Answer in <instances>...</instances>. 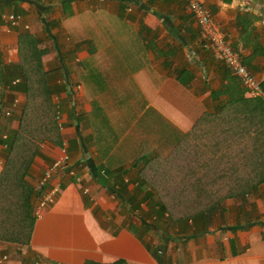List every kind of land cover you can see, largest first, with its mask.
<instances>
[{
	"label": "crops",
	"instance_id": "obj_1",
	"mask_svg": "<svg viewBox=\"0 0 264 264\" xmlns=\"http://www.w3.org/2000/svg\"><path fill=\"white\" fill-rule=\"evenodd\" d=\"M201 1L264 89V0ZM75 19L62 21L64 33L77 28ZM90 24L93 51L58 46L59 58L63 52L72 57L66 65L50 51L41 57L44 71L59 69L49 83L65 88L53 101L71 159L58 177L60 193L35 217L26 256L8 264H264V181L245 203L234 200L231 209L225 201L206 231L180 233L175 224L158 234L145 229L150 225L144 218L127 222L119 213L129 210L124 201L141 180L134 168L144 166L147 154L171 150L234 91L243 93L212 50L201 46L183 0H93ZM20 32L0 24V64L18 62ZM17 84L0 82V174L4 138L19 128L27 102ZM56 152L49 142L39 144L26 180L34 193L32 210L36 185ZM121 181L128 184L124 191Z\"/></svg>",
	"mask_w": 264,
	"mask_h": 264
},
{
	"label": "trees",
	"instance_id": "obj_2",
	"mask_svg": "<svg viewBox=\"0 0 264 264\" xmlns=\"http://www.w3.org/2000/svg\"><path fill=\"white\" fill-rule=\"evenodd\" d=\"M57 2L62 4L66 9L64 11L67 12L71 3L65 0ZM11 6V1L0 4V24L2 9ZM46 24L51 29L54 22ZM41 41L30 32L21 31L17 37L18 62L0 64V82L8 85L18 79L15 89L24 93L27 98L25 111L23 109L19 114V128L10 132L3 143L6 152L4 167L0 174V201L2 204L10 203V207L0 206V212L7 216L13 215L18 225L10 229L4 228L5 231L0 230V242L11 240L24 246L29 242L35 220L33 202L31 203L34 193L26 181L33 159L38 155L41 142L46 141L55 146L62 144V136L56 121V113L61 112V109L58 103L55 104L53 97L65 88L49 83L57 76L59 69L43 70L41 57L49 49L41 47ZM53 49L57 52L55 46ZM233 93L226 102L219 104L214 113L195 124L188 134L179 137L175 147H171L169 154L175 158L173 163L177 164L175 169L178 175H197L193 183H190L192 187L190 191L186 192L181 188L177 191V184L158 190L156 187L160 180L158 175L149 176L143 173L151 161L163 157L158 152L149 153L143 159L144 166L134 168L141 177L138 183L133 184L134 197L124 201L132 213L145 203L148 207L147 214L151 216L155 213L163 217L169 212V207L176 212L171 219L173 226L179 225L180 233L186 231L196 233L207 230L215 215L224 210L226 200L233 199L245 203L248 196L255 194L258 186L264 181V103L245 98L244 91L242 94L237 91ZM230 101L235 105L232 106ZM250 146L255 149V168L252 167L254 169L248 171V167L251 168V161L232 158L234 149L238 148L240 153L241 148ZM222 155L226 157L231 155V159L225 160ZM220 158L221 161H225L224 164L219 162ZM231 162H234L233 170L229 171L227 167L231 165L225 164ZM123 171L125 170L120 169L118 172L122 174ZM171 179L173 182L176 181L173 175ZM179 183L183 187V182ZM118 185L121 191H124L128 184L121 181ZM144 187L147 190L144 191ZM171 189L173 190L170 191ZM162 191L165 195L156 199ZM170 200H173L171 207L168 204ZM181 210H187L188 213L185 214ZM187 220L194 222L195 226L187 224ZM144 226L146 230L150 229L149 226Z\"/></svg>",
	"mask_w": 264,
	"mask_h": 264
},
{
	"label": "rangeland",
	"instance_id": "obj_3",
	"mask_svg": "<svg viewBox=\"0 0 264 264\" xmlns=\"http://www.w3.org/2000/svg\"><path fill=\"white\" fill-rule=\"evenodd\" d=\"M8 1V0H6ZM11 1L12 6L11 8L4 7L2 9L1 14V24H4L7 26V28L11 32L17 33V30L21 31H28L31 34L35 35L37 38H39L41 41V47L48 48L50 51V55L54 56L55 60H57L61 55L58 54V46L60 49H63V46H73L76 49H79L83 45L93 51V25L90 24L93 23V0H65L69 1L71 4L68 6L67 12H65V7L62 6L58 0H9ZM51 1V2H50ZM15 8V9H14ZM17 13V14H16ZM69 14L77 15V28L75 29H69L67 33H64V23L62 21L64 19H67V17H70ZM13 15L15 19L17 20L18 25L12 26L9 23H5V21L2 19L3 16H9ZM47 22H54L53 27L49 29ZM90 24L92 27H88L87 25ZM67 26L71 27V25ZM64 34V35H62ZM79 37L80 41H75ZM75 42V43H74ZM53 46H55V49L57 52H54ZM54 54V55H53ZM63 58H59L58 62L59 64L63 63L64 65L67 64V61L70 60L72 57L70 56L69 59H66L64 52ZM45 60H48L44 57ZM172 150V149H171ZM171 150L167 151H160V154H162V157L160 160L156 159L150 162V164L146 167L143 175H158V184H156V187L158 190L160 188H163L165 186H172L171 184H177L176 188L177 191L181 188L187 192V190L191 189V184L193 183V179L197 177V175L192 174H179L177 172V169L175 167L177 164L173 163L174 157L170 156L169 154ZM255 149L253 147H244L241 148V154L238 153V148L234 149L233 151V158L234 160L238 159L239 161H243L244 159H247L248 161H251V168L248 167V171L255 168ZM200 152V151H199ZM202 155V152H200ZM225 160L230 158L231 155L224 156ZM237 156V158H236ZM168 158L166 160V158ZM222 158V157H221ZM221 158L219 162L225 163L224 160L221 161ZM69 159L70 156H69ZM231 159V158H230ZM173 163V164H172ZM233 163H228L225 165H231V167H227L229 171L233 170ZM180 164V163H178ZM254 167V168H252ZM227 169V170H228ZM173 175V179H175L173 182L171 179V176ZM157 179V178H156ZM180 181H182L183 187H181L179 184ZM174 187V185H173ZM170 188V187H169ZM169 190V189H168ZM171 189L170 191H172ZM190 191V190H189ZM194 191V189H193ZM165 195V192L162 191L160 193V196H156V199L158 197H162ZM167 201V199H166ZM228 208L234 207L235 201L233 199L226 200ZM171 202L173 200L168 201L169 206L171 207ZM238 202V201H237ZM144 206V205H142ZM167 207V206H166ZM3 208V207H1ZM169 212L172 214H169V212H166L163 217L159 216V214L153 213L151 216L150 214H147V210H145L144 207H140V209L134 211L133 213L130 210H127L126 208H123L122 210H119V213L121 215L125 216V221H138V218H144L146 220V223L149 224V230H153L160 234L162 232L163 234L169 233V229L173 227V219H171L174 215H176V212L171 208L168 207ZM185 212V214L188 213L187 210H181ZM178 213V212H177ZM172 216V217H171ZM217 216V215H216ZM187 224L192 227L195 226L194 222L191 220H187ZM18 223L15 222L14 216H7L0 212V230H4V228L10 229L13 226H17ZM5 231V230H4ZM152 232V231H151ZM0 245H7L8 248H5L0 251V256H6V263L10 262L11 260L16 261H22L23 258L26 256V248L24 245L17 243V241H1Z\"/></svg>",
	"mask_w": 264,
	"mask_h": 264
},
{
	"label": "built area",
	"instance_id": "obj_4",
	"mask_svg": "<svg viewBox=\"0 0 264 264\" xmlns=\"http://www.w3.org/2000/svg\"><path fill=\"white\" fill-rule=\"evenodd\" d=\"M183 2L187 12L192 16L199 29L201 46L212 50L215 59L221 62L238 80L247 98L264 103V89L260 82L243 64L241 54L226 43L225 35L216 25L203 2L201 0H183ZM2 19L12 26L17 25V20L13 15L3 16ZM2 114L5 117L10 116V112L6 110H3ZM61 118V112L57 111L58 130L63 132L64 127ZM69 161L68 146L65 141H62V144L57 146V152L51 164L46 168L42 178L36 185V191L39 193V199L34 207L36 218L41 216L42 211L52 204L60 193L61 182L58 177L68 170ZM6 261V256H0V264H5Z\"/></svg>",
	"mask_w": 264,
	"mask_h": 264
}]
</instances>
